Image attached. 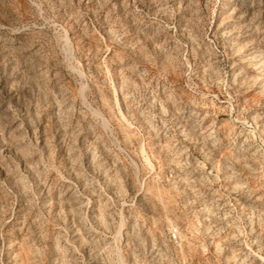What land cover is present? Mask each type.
<instances>
[{
    "label": "rangeland",
    "instance_id": "obj_1",
    "mask_svg": "<svg viewBox=\"0 0 264 264\" xmlns=\"http://www.w3.org/2000/svg\"><path fill=\"white\" fill-rule=\"evenodd\" d=\"M0 264H264V0H0Z\"/></svg>",
    "mask_w": 264,
    "mask_h": 264
}]
</instances>
